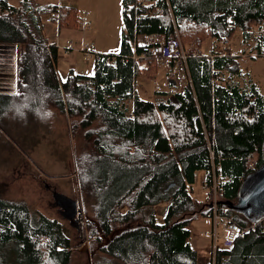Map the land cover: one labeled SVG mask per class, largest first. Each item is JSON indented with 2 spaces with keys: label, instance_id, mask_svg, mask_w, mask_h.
<instances>
[{
  "label": "trees",
  "instance_id": "1",
  "mask_svg": "<svg viewBox=\"0 0 264 264\" xmlns=\"http://www.w3.org/2000/svg\"><path fill=\"white\" fill-rule=\"evenodd\" d=\"M121 11L118 51L94 54L92 74L70 69L61 79L58 47L42 33L43 20L72 28L76 8L0 0V44L21 47L15 93H0V110L26 96L30 108L53 106L69 118L72 139L82 134L80 147L75 143L78 154L83 150L77 185L83 211L92 209L81 222L90 264H198L189 225L210 216L213 184L217 201H235L242 179L264 161V95L251 79L241 81L239 50L215 45L236 29L250 45L249 31L264 20V0H121ZM156 33L179 35L186 47L195 38L216 42L210 57L209 48L187 57L191 86H173L168 76L169 89L147 99L138 95L136 77L163 65L134 40ZM215 75L223 80L215 83ZM199 170L208 185L203 204L191 196ZM2 186L0 264H71L74 249L62 224L6 196ZM162 201L168 207L158 221L154 206ZM226 213L242 226L251 223ZM219 247L215 264H264V227Z\"/></svg>",
  "mask_w": 264,
  "mask_h": 264
},
{
  "label": "rangeland",
  "instance_id": "2",
  "mask_svg": "<svg viewBox=\"0 0 264 264\" xmlns=\"http://www.w3.org/2000/svg\"><path fill=\"white\" fill-rule=\"evenodd\" d=\"M35 1L47 4L59 2V0ZM9 2L16 6L20 0ZM59 4L76 8L78 23L77 26L75 24L72 28H67L66 25L58 27L55 21L43 22L45 36L58 46L57 69L61 74L67 72L69 64L74 62L77 65L75 72L92 74L94 54H107L117 52L119 49L122 28L121 0H62ZM83 18L89 22L86 29H82L79 22ZM232 34L229 48L233 52L242 48L240 46L242 38L240 29L234 30ZM195 39H192L187 48L194 47ZM211 40L202 39V46L208 45ZM216 47H220V41L216 43ZM67 48H70L71 52H66ZM90 49L93 52H88ZM238 61L241 81L251 79L264 95V57L253 59L241 54ZM142 64L144 69H150L149 63ZM165 71L163 66L157 67L153 72L142 71L136 79L138 95L153 99L155 90L169 89ZM25 97H19L11 106H4L0 110V184H3V192L6 196L24 201L32 212L38 211L48 218L57 219L70 237L74 249L71 264H90L88 239L83 225L77 226L64 218L52 198V190H56L82 204L77 177L79 166L83 168V165L78 163V155L81 156L83 150L79 149L78 154L75 143L83 141V136L76 132L72 139L67 124V120L70 123L69 118L56 113L53 106L49 107L50 112H46L42 104L30 108ZM128 103L130 106L131 101ZM203 176V171H196L191 193L193 198L204 203L206 189L201 183ZM165 203L167 202L162 201L159 205L165 206ZM155 212L156 220L160 221L163 213ZM83 215L84 218L92 215L91 206L88 207L87 214L83 211ZM209 218L199 215L189 225V241L197 251V262L201 261L198 264H206L205 259L210 256ZM218 233L222 235L220 229ZM218 241L221 247L230 245L222 238Z\"/></svg>",
  "mask_w": 264,
  "mask_h": 264
},
{
  "label": "built area",
  "instance_id": "3",
  "mask_svg": "<svg viewBox=\"0 0 264 264\" xmlns=\"http://www.w3.org/2000/svg\"><path fill=\"white\" fill-rule=\"evenodd\" d=\"M62 0H59L61 2ZM58 2V3H59ZM161 14V11H158ZM46 22H49L50 19H45ZM82 26L87 28L89 27V22L83 18L81 19ZM249 42L250 45H247L245 42H242L241 54H244L245 57L257 58L264 57V20L259 24L255 25L249 31ZM231 36L220 41V47L217 48L218 51L226 52L230 51ZM202 40L195 39L193 41L194 47L187 48L179 39V35H176V38L166 39L163 34H140L137 36L134 43L141 48V51L144 55L148 54L152 56L158 64L164 66L168 76L172 78L178 87L191 86L192 78L189 72L187 57L189 54L200 53L202 51ZM216 45V44H215ZM208 48V56L210 57L213 53V50ZM138 79V76L136 77ZM215 83H219L223 80L221 75H215L213 77ZM203 187L208 191V185L203 184ZM227 215L225 208H222L216 199L215 194V185L213 184V198L211 206V230L209 232L212 246V254L209 256L206 264H215L214 252L218 249L219 244L218 239H221L225 243H232L238 238L244 237L252 233L258 226L264 227V217L258 220L257 222L250 223L247 226H242L230 218L225 217ZM222 231V235L218 233V230ZM223 236V237H222Z\"/></svg>",
  "mask_w": 264,
  "mask_h": 264
},
{
  "label": "water",
  "instance_id": "4",
  "mask_svg": "<svg viewBox=\"0 0 264 264\" xmlns=\"http://www.w3.org/2000/svg\"><path fill=\"white\" fill-rule=\"evenodd\" d=\"M174 84V81H171ZM49 189V187H48ZM55 206L69 221L75 220L76 225L84 220L83 209L78 200L63 193L52 190ZM227 209L241 214L250 222H257L264 217V161L259 167L248 173L241 181L235 201H220Z\"/></svg>",
  "mask_w": 264,
  "mask_h": 264
},
{
  "label": "crops",
  "instance_id": "5",
  "mask_svg": "<svg viewBox=\"0 0 264 264\" xmlns=\"http://www.w3.org/2000/svg\"><path fill=\"white\" fill-rule=\"evenodd\" d=\"M38 3H40V2H38ZM43 4H47V3H43ZM51 21H49V22H51ZM43 22H46V21H43ZM42 31H44V26H43ZM43 34L45 35L44 32H43ZM232 35H231V37H232ZM212 40H214V39H212ZM48 42L51 43L49 40H48ZM210 45L211 44H208V45L205 44L204 46H205V48H207V46L209 47ZM240 46L243 48V46L241 44H240ZM20 48H21L20 45H17V44H3V45L0 44V93L1 94H6V93L14 94L15 93L16 80H17L16 61H17V57L20 53ZM69 50H71V49L67 48L65 51L71 52ZM88 52H90V51H88ZM69 66H70V68L68 70H70V69L74 70L77 67V65L74 62L70 63ZM56 70H57V73L61 79L65 78L66 72H62V74H61L57 69V64H56ZM205 194H206V192H205ZM191 196H192V193H191ZM206 196H207V194H206ZM193 199H195V198H193ZM196 201L203 204L202 201H198V200H196ZM205 202H207V201L204 198V203ZM160 203L161 202L156 204L154 206V208H155V211H158L160 214L163 213V216H164L166 213L167 207H168V202L165 203V206H160L159 205ZM82 209H83V207H82ZM209 222H210V226H211L210 218H209ZM210 247H211V241H210ZM224 247H227V246H224ZM207 251H208V248H207ZM208 252H207V255H208ZM208 259H209V257H206L205 261H208ZM200 262L201 261H199L198 263H200Z\"/></svg>",
  "mask_w": 264,
  "mask_h": 264
},
{
  "label": "bare ground",
  "instance_id": "6",
  "mask_svg": "<svg viewBox=\"0 0 264 264\" xmlns=\"http://www.w3.org/2000/svg\"><path fill=\"white\" fill-rule=\"evenodd\" d=\"M80 23L82 24L81 19H80ZM225 217H226L227 219H229V216H228V215H225Z\"/></svg>",
  "mask_w": 264,
  "mask_h": 264
},
{
  "label": "flooded vegetation",
  "instance_id": "7",
  "mask_svg": "<svg viewBox=\"0 0 264 264\" xmlns=\"http://www.w3.org/2000/svg\"><path fill=\"white\" fill-rule=\"evenodd\" d=\"M70 223H74V224H76V222H75V220H72V221H69Z\"/></svg>",
  "mask_w": 264,
  "mask_h": 264
}]
</instances>
